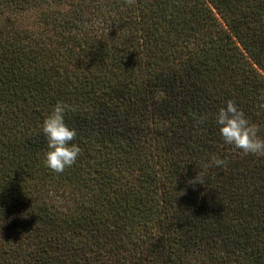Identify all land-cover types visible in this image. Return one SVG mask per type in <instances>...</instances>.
<instances>
[{
  "label": "trees",
  "instance_id": "trees-1",
  "mask_svg": "<svg viewBox=\"0 0 264 264\" xmlns=\"http://www.w3.org/2000/svg\"><path fill=\"white\" fill-rule=\"evenodd\" d=\"M0 264H264V0H0Z\"/></svg>",
  "mask_w": 264,
  "mask_h": 264
}]
</instances>
